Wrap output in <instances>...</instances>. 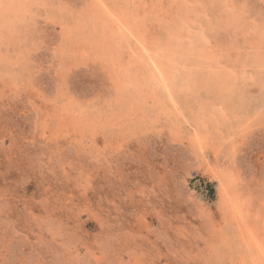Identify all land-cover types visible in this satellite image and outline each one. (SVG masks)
Masks as SVG:
<instances>
[{"label": "rangeland", "instance_id": "1", "mask_svg": "<svg viewBox=\"0 0 264 264\" xmlns=\"http://www.w3.org/2000/svg\"><path fill=\"white\" fill-rule=\"evenodd\" d=\"M0 264H264V0H0Z\"/></svg>", "mask_w": 264, "mask_h": 264}]
</instances>
